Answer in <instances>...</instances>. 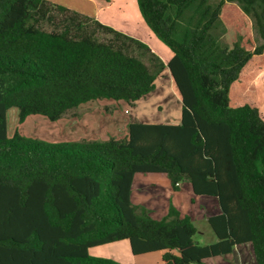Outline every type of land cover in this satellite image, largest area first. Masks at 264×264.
<instances>
[{
    "label": "trees",
    "instance_id": "trees-1",
    "mask_svg": "<svg viewBox=\"0 0 264 264\" xmlns=\"http://www.w3.org/2000/svg\"><path fill=\"white\" fill-rule=\"evenodd\" d=\"M261 37L264 0H232ZM171 53L165 64L143 41L49 0H0V264H122L89 254L127 239L133 254L163 251V264H205L250 243L264 264V112L237 81L257 60L213 33L208 0H136ZM145 58V59H144ZM147 59V61H146ZM168 70L179 123L130 121L123 137L48 143L11 129L32 114L57 120L95 100L134 105ZM230 92L239 96L231 103ZM137 173H165L213 197L216 241L199 244L189 215L155 219L130 199Z\"/></svg>",
    "mask_w": 264,
    "mask_h": 264
},
{
    "label": "rangeland",
    "instance_id": "rangeland-1",
    "mask_svg": "<svg viewBox=\"0 0 264 264\" xmlns=\"http://www.w3.org/2000/svg\"><path fill=\"white\" fill-rule=\"evenodd\" d=\"M77 3L86 4L87 0H71ZM100 3L108 2L98 0ZM111 5L101 8V18L106 24L115 29H122L131 33H136L139 37L146 39L163 62L168 61L171 54L159 40V45L154 41L153 34L149 35V29L142 21L138 13L135 0H110ZM212 5L219 6V17L217 24L213 28V33L223 44L231 45L237 42L248 50L253 56L255 46L261 43V37L256 30L252 19L245 14L239 5L232 0H208ZM77 5V4H76ZM100 9V10H101ZM251 61L249 71L241 73L237 81V88L241 93L249 95L257 102L264 112V53ZM145 59V58H144ZM147 61V59H146ZM167 63V62H166ZM231 103H237L239 96L230 92ZM118 102L108 99L89 101L78 107L67 110L60 119L50 120L46 116L39 114L28 115L23 122H17L16 111L9 114L11 129L18 130L24 137L40 140L48 143H67L82 140H101L108 137H123L127 132V125L136 116L143 122L148 123H179L181 111V99L178 90L173 85L169 71L166 69L156 80V88L145 99L138 101L137 105H129L124 100ZM161 174V173H157ZM157 174H136L140 176L156 177ZM167 184L162 180L149 181L148 184L140 186L136 181L134 193H142L139 201L134 204L141 206L146 213L155 219H161L172 206L175 207L177 196L183 197L184 209L187 214L192 215L193 223L196 227L194 240L199 244H208L216 241V236L210 228L205 214L212 213V204L204 203V200L213 197L192 195V201L186 199V188L182 191L174 190L170 180L165 173H162ZM156 183V184H151ZM180 192V193H179ZM186 199L187 201H185ZM136 200V199H134ZM190 204V206H188ZM123 242L129 243L128 240ZM244 245V244H243ZM244 251L243 247L240 249ZM253 252V251H252ZM132 254V253H131ZM157 253L149 255L132 254L136 257L138 264H162ZM205 264H256L254 253H244L239 259L238 251L224 257L220 255L213 263Z\"/></svg>",
    "mask_w": 264,
    "mask_h": 264
},
{
    "label": "crops",
    "instance_id": "crops-1",
    "mask_svg": "<svg viewBox=\"0 0 264 264\" xmlns=\"http://www.w3.org/2000/svg\"><path fill=\"white\" fill-rule=\"evenodd\" d=\"M53 3H57V4H61L65 7H68L72 10H75L77 12H80L82 14H85L89 17H92L96 20H98L99 22L103 23V24H106V21H104V19L101 18V12H102V9L101 8H105V7H108L111 5V1L110 0H106L108 2H105L106 4H104V2H99L98 0H87L88 4H87V7H86V4H82V3H77V2H74V1H71V0H49ZM136 1V0H135ZM77 4V5H76ZM137 4V2H136ZM138 8V6H137ZM101 9V10H100ZM138 13L140 15V12L138 10ZM141 17V15H140ZM142 18V17H141ZM142 21L144 22V20L142 19ZM145 23V22H144ZM108 26H111L109 24H106ZM146 25V23H145ZM147 26V25H146ZM112 27V26H111ZM148 27V26H147ZM114 28V27H112ZM115 29V28H114ZM149 29V28H148ZM116 30H119L121 32H124L132 37H135L141 41H143L144 43H146L150 50L152 52L153 51V48L150 46L149 43H147L148 41H146V39H143L141 37H139L136 33H131V32H128V31H125V30H122V29H116ZM151 31L149 30V35L151 37ZM154 37V36H153ZM152 38V37H151ZM153 39V38H152ZM155 39V40H154ZM154 41L157 43V45L160 46V42L158 41L157 38L154 37ZM171 54V53H170ZM158 55V54H156ZM159 56V55H158ZM160 57V56H159ZM170 58V57H169ZM161 59V57H160ZM162 60V59H161ZM163 61V60H162ZM167 61H165L164 63L166 64ZM171 77V76H170ZM172 79V78H171ZM173 81V80H172ZM174 85V84H173ZM150 95V94H149ZM146 98V97H145ZM143 98V99H145ZM142 100V99H140ZM138 100V101H140ZM138 101L136 103H134V105H137ZM117 105H120V103L118 102ZM180 120V119H179ZM134 121H141L140 118L138 116L135 117ZM143 122V121H142ZM165 123V122H164ZM138 174V173H137ZM144 174V173H143ZM145 174H149V173H145ZM151 174H157V173H151ZM158 176L156 177H151V176H140L137 178L136 174L133 178V181H132V185H131V194H130V199L132 201V203L134 204H139L142 203V201H139L140 199V196L142 195V193H134V185H135V181L136 179H138L136 182L140 185V186H143V185H146L148 184L147 182L149 181H160L162 180L164 183L167 184V179L166 177L161 173V174H157ZM151 184H156V183H151ZM186 188V190H189V192L186 191V199H188V201L190 200L191 202L192 201V195H193V192H192V189H191V186H190V183L188 181H181L180 184H179V191H182L181 188ZM180 193V192H179ZM196 196V195H195ZM201 197V196H200ZM136 199V200H134ZM186 199H184L185 201H187ZM204 203H207V204H212L214 206V208H212V213H208V214H205L204 217L206 218L207 220V217L211 214H215L217 213L218 211V205H217V201L215 198H209L207 200H204ZM182 214H187L186 211H182V210H186L184 209V204H183V197L181 198L180 196H177V201H175V205H174ZM190 206V204L188 205ZM192 221H193V217L192 215H190ZM124 240H127V239H122V240H118V241H114V242H110V243H105V244H101V245H97V246H93V247H90L88 249V252L90 255L92 256H96V257H106V258H112L122 264H138V260L136 257H132V252H131V249H130V243H127V242H123ZM198 242V241H197ZM241 247H243L244 251H241ZM238 251V254H239V259L240 257H242V255L244 253H253L252 252V246L250 243H244L243 244H239V245H236L234 246L233 250L228 253V254H225L224 257H226L227 255H230L231 253H233L234 251ZM162 252L163 251H153V252H148V253H143L142 255H149L150 253H157L156 255H158V257L161 258V255H162ZM132 253V254H131ZM134 255V254H133ZM140 255V254H139ZM220 257L219 256H215V257H211V258H208L207 260H205V262H208V263H213V261H215L216 259H218ZM162 261V260H161ZM163 264V262H162Z\"/></svg>",
    "mask_w": 264,
    "mask_h": 264
}]
</instances>
